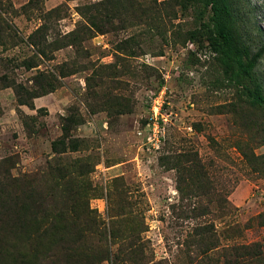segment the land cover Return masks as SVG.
Instances as JSON below:
<instances>
[{
    "label": "rangeland",
    "instance_id": "1",
    "mask_svg": "<svg viewBox=\"0 0 264 264\" xmlns=\"http://www.w3.org/2000/svg\"><path fill=\"white\" fill-rule=\"evenodd\" d=\"M0 1L2 185L34 191L37 206L45 199L41 210H55L62 199L48 196L41 176L57 158L84 159L90 209L108 224L119 205L108 195L123 189L137 217L128 225H137L139 259L122 261L121 237L88 239L99 256L109 253L100 264H190L201 250L197 226L214 235L217 264L222 248L251 244L264 264L256 221L264 215V109L249 96L255 84L264 95V0H228L234 47L243 61L257 57L249 77L210 48L202 0H133L107 8L97 31L79 13L102 0ZM39 27L45 37L30 40ZM75 30L73 46L60 41ZM51 76L56 89L40 95ZM64 136L78 150L54 154L52 142Z\"/></svg>",
    "mask_w": 264,
    "mask_h": 264
},
{
    "label": "trees",
    "instance_id": "2",
    "mask_svg": "<svg viewBox=\"0 0 264 264\" xmlns=\"http://www.w3.org/2000/svg\"><path fill=\"white\" fill-rule=\"evenodd\" d=\"M132 1L102 0L95 5L86 7L85 12L79 14L84 16L90 29L97 31L99 28L97 24L104 19L103 13L107 12V8L116 10L124 3L129 8ZM202 2L210 9L211 29L208 39L210 48L222 58L226 68L232 69L231 63H233L238 72L249 77L257 57L243 61L241 51L234 47L230 31L232 17L228 0H202ZM29 6H31V2L23 9L25 10ZM6 30V26L0 22V39L4 37L3 34L7 32ZM77 31L65 35L60 41H66L67 45L73 46L72 36ZM45 34L43 27H39L29 39L31 40L37 35L44 38ZM69 39L72 41H68ZM32 44L40 46L36 40ZM62 45L64 46V42ZM57 48L61 47L57 46ZM39 53L45 56L43 50H40ZM51 80L39 85L40 95L56 89L58 80L54 76H51ZM13 90L19 94L17 87H13ZM35 94L30 96L28 93V96L31 99L36 96ZM249 96L253 105L264 109V95L258 84L254 85ZM20 104L25 103L22 101ZM51 150L54 154L63 155L67 152H76L78 146L76 141L64 136L52 142ZM91 167V164L84 159L69 157L57 158L48 165L47 171L41 176V181L47 187L48 196L52 194L51 197L55 198L56 195L57 198L62 199V204L55 210H41L39 206L45 199L39 195L40 205L37 206L35 201L37 194L34 191L9 189L0 183V264H100L102 261L108 260L109 253L105 255L100 251L99 256L98 253L85 246L86 241L96 239L106 245L109 238L117 239L119 237L122 238V244H119L121 253L118 249V253L114 256L115 260L119 253L122 256V261L130 259L135 262V259H139V249L135 245L136 239L134 240L137 225L135 227L128 225L135 220L137 222V217L129 208L127 192L123 189H115L108 195V197L111 195L118 197L119 205L113 207L112 211L115 214L110 215L108 224H106L89 207V200L95 193L87 181V176L92 172ZM184 171L186 172V170ZM187 172L186 180H189L190 185L197 184L198 181L191 174L192 171L188 170ZM203 177L204 175H202ZM256 221L260 226H264V215H258ZM195 229V235L198 238L196 244L201 250L195 259L190 261V264H217L219 259H214L217 254H211L218 247V244H215L214 235H211L204 226H197ZM206 239L212 242L211 247H209V243L207 247L203 245V241ZM260 248L259 244L232 246L227 250L230 252L229 254H225L223 251L225 248H222L219 258L222 259L223 264H259Z\"/></svg>",
    "mask_w": 264,
    "mask_h": 264
}]
</instances>
